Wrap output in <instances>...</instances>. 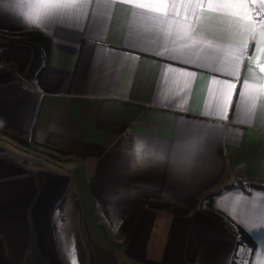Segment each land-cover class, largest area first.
<instances>
[{
	"label": "crops",
	"instance_id": "0c3cea01",
	"mask_svg": "<svg viewBox=\"0 0 264 264\" xmlns=\"http://www.w3.org/2000/svg\"><path fill=\"white\" fill-rule=\"evenodd\" d=\"M257 1L233 0L249 22L217 0H74L78 22L37 27L17 5L51 0H0V264H231L238 226L256 243L242 264H264L262 190L231 188L214 213L140 205L122 226L141 200L185 205L229 179L264 181ZM29 30L49 38L47 56L12 36Z\"/></svg>",
	"mask_w": 264,
	"mask_h": 264
},
{
	"label": "trees",
	"instance_id": "16d2710c",
	"mask_svg": "<svg viewBox=\"0 0 264 264\" xmlns=\"http://www.w3.org/2000/svg\"><path fill=\"white\" fill-rule=\"evenodd\" d=\"M12 36H20L32 43L37 44L38 46H40V48L43 50V53L45 56H47L49 48H50V40L47 36H45L43 33L36 31V30H29V31H25L19 34H14ZM3 40L5 42L10 41L11 39L9 38H1L0 37V41ZM0 53L2 54V57H4L5 52L4 51H0ZM44 69H42V71L39 73L38 75V81L41 80L42 75H43ZM64 154L68 155V154H72L69 151H61ZM77 156H81L80 154H78ZM238 180V185L232 184V185H226L222 188H220L219 190L214 191L213 193L207 195L206 197L203 198H196L194 200H192L191 202H189L188 204L185 205H181V204H175V203H171V202H164V201H156V200H141L130 212V214L128 215V217L124 220L122 226L124 229H128L130 230L131 227L133 226L134 223V219L136 216V212L137 209L140 205H145L151 208H154L156 210L159 211H164V212H168L172 215H176V216H188L190 215L192 212H194L196 209L198 208H208L212 213H214V207H213V201L214 199L219 196L220 194H222L223 192L231 189V188H237V187H241V181H239L240 179L237 178ZM247 188H253V189H258V190H262L264 191V181L261 182H248L247 183ZM247 190V189H245ZM205 203L207 204V206L205 207ZM234 234L236 235L237 238V245H236V251L232 260L231 264H242V260L241 257L239 256V253L241 250H243L244 256H246L247 258L249 256L252 255L255 247H256V243L253 240V238L251 237V235L241 226H238L237 229L234 231ZM127 239V237H126ZM31 254H36L33 252V250H30V254H28V257L31 258ZM27 262H24L22 264H25Z\"/></svg>",
	"mask_w": 264,
	"mask_h": 264
},
{
	"label": "snow or ice",
	"instance_id": "6c2138e0",
	"mask_svg": "<svg viewBox=\"0 0 264 264\" xmlns=\"http://www.w3.org/2000/svg\"><path fill=\"white\" fill-rule=\"evenodd\" d=\"M84 2H89V0H84ZM82 6V5H81ZM217 6L219 8H224L226 10H236V14L243 16L245 19L250 20V10L243 3L233 2V0H217ZM20 9L21 14H23L30 25H35L37 27H44L45 24L56 23L58 21L69 20V21H79V16L76 14L77 4L74 2H58V0H51V2H45L38 5V11L25 10V5L20 3L17 5ZM171 8L169 12L168 9ZM63 9L64 11H60ZM160 11V9H156ZM187 12V9H185ZM164 14L167 16L177 15V5L172 4L171 6L164 5ZM261 20L264 21V12L258 13ZM67 26H77L75 23H70ZM246 50V49H245ZM256 51H261L256 49ZM248 81L245 80L244 87H248ZM244 95L243 92L240 94ZM139 147L137 148V154H139ZM74 252V250H73ZM257 256L264 258V250L258 251ZM72 264H76L75 256H72Z\"/></svg>",
	"mask_w": 264,
	"mask_h": 264
},
{
	"label": "rangeland",
	"instance_id": "374dc122",
	"mask_svg": "<svg viewBox=\"0 0 264 264\" xmlns=\"http://www.w3.org/2000/svg\"><path fill=\"white\" fill-rule=\"evenodd\" d=\"M26 144L29 146V148L30 149H32V150H36V151H39V152H43V153H45V154H48L49 156L51 155V156H53V157H58V158H62L63 157V153H61V154H56V153H54L53 151L52 152H49V151H47V150H41L35 143H33L32 141H30V140H26ZM230 180V181H229ZM228 181H225L224 183H222L221 185H222V187H224V186H226V185H232V184H235V185H238V180L235 178V179H229ZM226 183V184H225ZM247 183H248V181H246V182H242L241 183V187H240V189H242V190H245V189H247ZM205 207L207 206V204L205 203V205H204ZM81 241H83V243H85V240L84 239H82ZM80 247V246H79ZM78 247V248H79ZM85 247V248H84ZM82 246V247H80V251L81 250H85V249H87V247H86V245L85 246ZM86 254V255H85ZM83 257V255H81V254H78V257ZM239 256H242V254L241 253H239ZM84 258L86 259V260H84ZM84 258H83V260H84V262H83V264H88V262H89V254H87V253H84Z\"/></svg>",
	"mask_w": 264,
	"mask_h": 264
},
{
	"label": "built area",
	"instance_id": "2783aa9c",
	"mask_svg": "<svg viewBox=\"0 0 264 264\" xmlns=\"http://www.w3.org/2000/svg\"><path fill=\"white\" fill-rule=\"evenodd\" d=\"M252 18L260 22V27L264 28V21L261 20L260 15L258 14L259 12H264V0H258L257 2H254L252 4Z\"/></svg>",
	"mask_w": 264,
	"mask_h": 264
}]
</instances>
